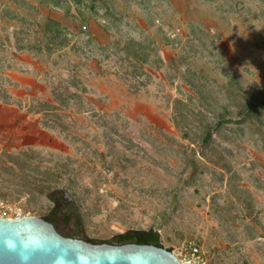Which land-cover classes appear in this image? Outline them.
I'll return each mask as SVG.
<instances>
[{"label": "rangeland", "instance_id": "obj_1", "mask_svg": "<svg viewBox=\"0 0 264 264\" xmlns=\"http://www.w3.org/2000/svg\"><path fill=\"white\" fill-rule=\"evenodd\" d=\"M3 93L1 197L84 241L264 264V115L237 122L264 102V0H0Z\"/></svg>", "mask_w": 264, "mask_h": 264}, {"label": "water", "instance_id": "obj_2", "mask_svg": "<svg viewBox=\"0 0 264 264\" xmlns=\"http://www.w3.org/2000/svg\"><path fill=\"white\" fill-rule=\"evenodd\" d=\"M65 197L70 199L66 190ZM0 264H181L164 247L65 238L45 220L0 218Z\"/></svg>", "mask_w": 264, "mask_h": 264}, {"label": "trees", "instance_id": "obj_3", "mask_svg": "<svg viewBox=\"0 0 264 264\" xmlns=\"http://www.w3.org/2000/svg\"><path fill=\"white\" fill-rule=\"evenodd\" d=\"M48 23L50 25L60 26L58 22L53 21L52 19L48 20ZM54 94L56 95V99L54 98V100H58L60 105L61 104L63 106L69 105V101L71 98L70 96L57 95L56 93ZM0 98L8 102L13 99V97L7 93L5 94L3 93V95H0ZM28 108H29L28 112H35L37 114L39 113L48 114V113H51L52 111H55L56 109V107L53 106L52 101L50 100L49 101H38L37 105H32V106L30 105ZM257 114L264 115V102L260 104L256 102H251L244 112V115H243L244 117H241V119H239V121L237 122L244 123L245 121L249 120L252 116H255ZM224 122H227L226 119L224 118L221 119L218 123L219 126ZM40 124L42 125V127L52 128V126L48 125V123L40 122ZM59 127L61 128L63 132L67 130V125L63 122L59 123ZM211 139H212V133L208 131L204 136V140H203L204 146L208 147L210 145ZM45 218L49 219V217H45ZM107 243H117L120 245H125V244L152 245L156 247H162L159 243L158 233L153 230H146V231L140 230V231H130V232L121 233V234L116 235L114 239L107 241ZM167 250L171 251V249H167Z\"/></svg>", "mask_w": 264, "mask_h": 264}, {"label": "built area", "instance_id": "obj_4", "mask_svg": "<svg viewBox=\"0 0 264 264\" xmlns=\"http://www.w3.org/2000/svg\"><path fill=\"white\" fill-rule=\"evenodd\" d=\"M30 216L19 201H11L0 196V218L20 219ZM181 264H207L199 248L191 242H183L172 252Z\"/></svg>", "mask_w": 264, "mask_h": 264}, {"label": "flooded vegetation", "instance_id": "obj_5", "mask_svg": "<svg viewBox=\"0 0 264 264\" xmlns=\"http://www.w3.org/2000/svg\"><path fill=\"white\" fill-rule=\"evenodd\" d=\"M69 201L70 200H68V198L66 199V201H65V204H69ZM65 204H62L61 205V210L62 211H66V205ZM56 205V204H55ZM68 206H70V204L68 205ZM44 220L46 221V222H48V223H51V220L50 219H46V218H44ZM59 235H61V236H63V237H65V238H71V239H77V240H82V241H84V239L80 236V235H64V234H61V233H59L57 230H55ZM109 245H113V246H121L120 244H117V243H108Z\"/></svg>", "mask_w": 264, "mask_h": 264}]
</instances>
